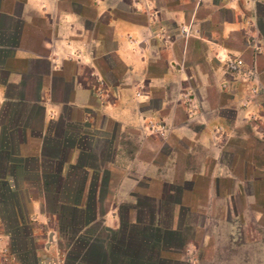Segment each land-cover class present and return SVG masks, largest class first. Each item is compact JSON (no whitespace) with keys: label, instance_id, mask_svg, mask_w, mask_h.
<instances>
[{"label":"crops","instance_id":"1","mask_svg":"<svg viewBox=\"0 0 264 264\" xmlns=\"http://www.w3.org/2000/svg\"><path fill=\"white\" fill-rule=\"evenodd\" d=\"M227 54L264 88V0H0V264L20 231L36 264L214 263L264 204V92Z\"/></svg>","mask_w":264,"mask_h":264},{"label":"rangeland","instance_id":"2","mask_svg":"<svg viewBox=\"0 0 264 264\" xmlns=\"http://www.w3.org/2000/svg\"><path fill=\"white\" fill-rule=\"evenodd\" d=\"M221 137L216 135V139ZM250 206L248 208L247 203L243 199H237L234 202V211L237 213L235 218H231L229 222H219V234L216 232L217 228H214L213 234L218 236V242L220 246L217 248L218 252L214 254L218 258L214 263H201V264H264V210L260 219H256L254 215L255 209H264V204ZM221 217V215H219ZM228 223H231L230 226ZM211 225H209L210 227ZM227 226V227H226ZM210 229V228H209ZM227 229L231 230V242H229V236ZM229 230V231H230ZM210 232V231H209ZM23 232L17 234V246L15 251L18 255L23 257L24 264H36L33 251L34 245L26 239ZM256 241L255 244H251L250 241ZM229 242V243H228ZM262 245V247H261ZM211 250L206 253L207 256H211ZM81 249L79 246H74L68 250L63 264H74V261L80 255ZM67 259V260H66ZM62 264V263H61Z\"/></svg>","mask_w":264,"mask_h":264},{"label":"built area","instance_id":"3","mask_svg":"<svg viewBox=\"0 0 264 264\" xmlns=\"http://www.w3.org/2000/svg\"><path fill=\"white\" fill-rule=\"evenodd\" d=\"M183 32L187 35L189 33L185 30H183ZM224 64L226 72L230 75L235 76L242 72L244 73V77H246L248 80L251 79L254 83V85H252L250 88V95L243 101V105L248 104L251 100L256 98L260 94V92H264L263 86L259 82H257L258 76L256 70L252 67L244 70L245 62L242 58L227 54ZM223 87H226V84L223 85Z\"/></svg>","mask_w":264,"mask_h":264}]
</instances>
